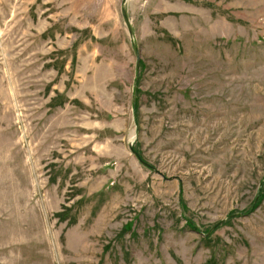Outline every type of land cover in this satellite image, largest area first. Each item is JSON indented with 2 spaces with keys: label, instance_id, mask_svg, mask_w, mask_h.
Returning <instances> with one entry per match:
<instances>
[{
  "label": "rangeland",
  "instance_id": "1",
  "mask_svg": "<svg viewBox=\"0 0 264 264\" xmlns=\"http://www.w3.org/2000/svg\"><path fill=\"white\" fill-rule=\"evenodd\" d=\"M62 1L0 0V264H264V0Z\"/></svg>",
  "mask_w": 264,
  "mask_h": 264
},
{
  "label": "water",
  "instance_id": "2",
  "mask_svg": "<svg viewBox=\"0 0 264 264\" xmlns=\"http://www.w3.org/2000/svg\"><path fill=\"white\" fill-rule=\"evenodd\" d=\"M126 3H127V0H123V3H122V15H123V18H124V21L130 31V34L132 33V30H131V27H130V22H129V18H128V14H127V10H126ZM131 150L133 151V153L135 154V156L139 159V161L145 165L146 167H150L148 164H146L145 162H143L141 160V158L138 156V154L136 152H134V150L132 149L131 147ZM151 168V167H150ZM158 174H161V173H158Z\"/></svg>",
  "mask_w": 264,
  "mask_h": 264
},
{
  "label": "crops",
  "instance_id": "3",
  "mask_svg": "<svg viewBox=\"0 0 264 264\" xmlns=\"http://www.w3.org/2000/svg\"><path fill=\"white\" fill-rule=\"evenodd\" d=\"M68 2H69L68 0H63L61 5H66V4H68ZM66 8H68V7H66Z\"/></svg>",
  "mask_w": 264,
  "mask_h": 264
}]
</instances>
